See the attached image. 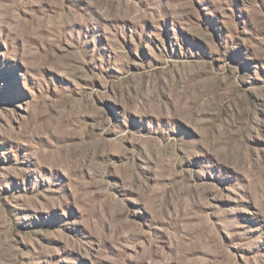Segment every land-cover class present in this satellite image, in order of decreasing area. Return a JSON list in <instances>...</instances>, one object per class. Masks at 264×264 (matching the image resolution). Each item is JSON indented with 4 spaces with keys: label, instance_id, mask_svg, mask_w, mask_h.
Here are the masks:
<instances>
[{
    "label": "rangeland",
    "instance_id": "obj_1",
    "mask_svg": "<svg viewBox=\"0 0 264 264\" xmlns=\"http://www.w3.org/2000/svg\"><path fill=\"white\" fill-rule=\"evenodd\" d=\"M0 264H264V0H0Z\"/></svg>",
    "mask_w": 264,
    "mask_h": 264
}]
</instances>
